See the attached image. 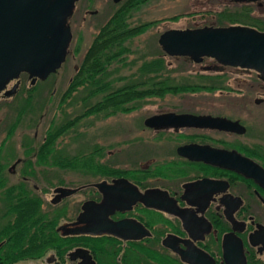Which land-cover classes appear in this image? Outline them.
Instances as JSON below:
<instances>
[{"label": "flooded vegetation", "instance_id": "af4514ba", "mask_svg": "<svg viewBox=\"0 0 264 264\" xmlns=\"http://www.w3.org/2000/svg\"><path fill=\"white\" fill-rule=\"evenodd\" d=\"M236 1L263 4V0ZM47 76L22 70L0 88V98L16 94L26 79L31 84ZM166 111L175 110L155 113ZM144 119L145 127L157 133L155 138L164 140L159 155L141 161L140 167L98 169L90 173L93 178L58 182L52 191L47 186L51 181L46 184L40 177L41 173L49 176L51 170L36 162L37 151L10 162L0 151V246L5 241L3 226L19 223L20 214L25 217L17 227L25 241L47 237L53 218L60 239L59 246L46 244L43 250L24 255L28 260L17 258L10 264H264V154L219 134L235 131L197 125L149 126ZM166 132L170 135L162 136ZM193 144L207 149L186 147ZM219 150L247 156L257 166L247 165L245 172L223 165L232 162ZM58 186L74 191L63 194L56 190Z\"/></svg>", "mask_w": 264, "mask_h": 264}, {"label": "rangeland", "instance_id": "374dc122", "mask_svg": "<svg viewBox=\"0 0 264 264\" xmlns=\"http://www.w3.org/2000/svg\"><path fill=\"white\" fill-rule=\"evenodd\" d=\"M118 2L77 0L69 17L72 37L61 66L45 79H38L31 84L26 79L16 94L0 98V146L2 156H9L8 162L17 157L23 158L32 151L36 152L47 128L80 114L86 104L99 98L100 95L84 101L82 97L85 90L82 87L68 97L63 95L76 71L75 65L79 66L99 26L111 15ZM238 3L241 2L146 0L132 8L128 17L131 24L150 20L157 22L150 24L144 32L127 42L130 50L124 61L113 62L109 66L108 77L111 78L113 87L122 85L132 76L136 77L140 63L155 56L164 58L167 69L164 76L169 78L171 85L200 83L215 84L217 87L184 89L178 92L167 90L135 100V107L128 111H117L108 115L90 114L80 118L73 127L56 139L55 152L43 156L46 160L40 157L42 153L39 152L38 157L43 159L39 160L37 157L36 162L42 163L43 169L51 170L49 176L47 173H41L40 176L45 179L43 181L46 184L47 180L51 181L47 184L50 186L48 190L52 191L56 183H65V180L75 183L83 178H93L90 173L97 172L98 169L107 172L114 168L140 167L141 161L155 154L159 155V147L164 140L155 138L157 133L146 128L143 123L147 115L159 111L210 112L238 118L246 126L244 133L219 134L226 136L230 142L244 144L246 150L264 154V79L257 75L256 70L239 68L236 65H223L218 69L219 63L209 56L201 61H194L186 55L168 54L158 43V36L163 30L214 24L217 11L224 7L234 9ZM252 6L254 14L264 17V0L262 6L256 3ZM258 97L262 100L256 102ZM10 129L11 133L8 134ZM167 135L170 132L163 133L162 136ZM91 150L94 155L90 164L61 167L52 163L53 156L86 154ZM17 167L21 165L17 164ZM62 168L68 169L63 171ZM72 168L73 171H70ZM80 173L85 175L81 177ZM100 174L103 172L100 171ZM39 181L43 182L41 179ZM48 197L49 193L47 199ZM54 210L56 209L53 212ZM23 258L28 260L27 256L18 260Z\"/></svg>", "mask_w": 264, "mask_h": 264}, {"label": "water", "instance_id": "95a60500", "mask_svg": "<svg viewBox=\"0 0 264 264\" xmlns=\"http://www.w3.org/2000/svg\"><path fill=\"white\" fill-rule=\"evenodd\" d=\"M76 0H0V88L18 73L47 76L60 66L71 38L67 22ZM118 2L120 0H113ZM162 49L171 55H186L194 61L209 56L223 65L252 68L264 75V30L244 23H229L186 28H168L158 36ZM17 83L7 92H11ZM258 101L259 99H255ZM149 126L197 125L243 133L238 119L211 114L166 111L145 117ZM192 150L204 145H186ZM232 163L223 164L247 172L257 164L232 150H219ZM243 161V164H241ZM101 184V183H99ZM63 194L73 188L58 186Z\"/></svg>", "mask_w": 264, "mask_h": 264}, {"label": "trees", "instance_id": "16d2710c", "mask_svg": "<svg viewBox=\"0 0 264 264\" xmlns=\"http://www.w3.org/2000/svg\"><path fill=\"white\" fill-rule=\"evenodd\" d=\"M144 1L146 0L119 1L111 15L99 26L63 97L72 95L80 87L85 90V94L82 97L84 101L100 96L94 101H88L90 103L85 105V109L80 114L72 118H66L58 124H52L46 129L45 138L37 149L38 153H42V156L39 155L40 157L55 152L56 139L84 116L99 113L108 115L117 111H128L135 107V100L147 95L160 94L167 90L178 92L184 89H213L217 87L215 84L200 83H189L188 85L175 83V85H171L169 78L164 76V72L167 69L162 56L143 60L137 67L136 77L132 76L122 85L113 87L112 80L108 77L110 73L109 66L113 62L124 61L127 56L126 53L130 50L127 42L134 36L144 32L150 24H156L157 22V20L136 24L129 22L130 10L138 7ZM253 10L251 3L243 2L238 3V6L234 9L224 7L216 12L215 23L212 25L244 23L264 30V17L254 14ZM10 133L11 129L8 134ZM92 153L93 151L91 150L86 154L56 155L53 156L52 163L61 167H76L80 163L90 164ZM40 157H38L39 160L45 158ZM28 210L30 209L28 208ZM22 217V214H20L19 223L17 221L15 223L8 222L3 226L2 233L5 241L0 246V260L5 261L3 264H10L13 260L33 252V250H43L46 244L59 246L60 239L54 230L56 223L54 218L51 220V232L47 237L25 241L22 234L23 230L21 228H19L21 230H18L17 227L21 226Z\"/></svg>", "mask_w": 264, "mask_h": 264}]
</instances>
